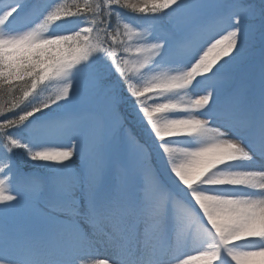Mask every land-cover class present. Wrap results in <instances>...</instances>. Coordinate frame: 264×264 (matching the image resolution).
I'll use <instances>...</instances> for the list:
<instances>
[{
  "label": "snow or ice",
  "instance_id": "snow-or-ice-1",
  "mask_svg": "<svg viewBox=\"0 0 264 264\" xmlns=\"http://www.w3.org/2000/svg\"><path fill=\"white\" fill-rule=\"evenodd\" d=\"M0 264H264V0H0Z\"/></svg>",
  "mask_w": 264,
  "mask_h": 264
},
{
  "label": "rangeland",
  "instance_id": "rangeland-1",
  "mask_svg": "<svg viewBox=\"0 0 264 264\" xmlns=\"http://www.w3.org/2000/svg\"><path fill=\"white\" fill-rule=\"evenodd\" d=\"M4 2H6V1L4 0ZM100 254H101V256H103L105 254V251L103 249H101ZM193 254H195V253H193Z\"/></svg>",
  "mask_w": 264,
  "mask_h": 264
},
{
  "label": "trees",
  "instance_id": "trees-1",
  "mask_svg": "<svg viewBox=\"0 0 264 264\" xmlns=\"http://www.w3.org/2000/svg\"><path fill=\"white\" fill-rule=\"evenodd\" d=\"M6 1V0H5ZM45 95L47 94V93H44Z\"/></svg>",
  "mask_w": 264,
  "mask_h": 264
}]
</instances>
